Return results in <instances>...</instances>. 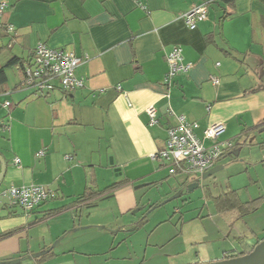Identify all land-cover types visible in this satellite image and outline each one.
<instances>
[{
	"label": "crops",
	"instance_id": "crops-1",
	"mask_svg": "<svg viewBox=\"0 0 264 264\" xmlns=\"http://www.w3.org/2000/svg\"><path fill=\"white\" fill-rule=\"evenodd\" d=\"M207 1L5 0L0 102L11 107L0 105V191L38 184L52 196L26 215L0 205V264H213L264 239L250 226L233 233L235 222L264 214V199L210 241L201 214L180 223L174 215L157 222L136 215L148 192L168 182V169L152 157L177 115L197 123L200 139L208 126L224 125L220 139L232 148L215 167L229 166L240 147L259 148L240 164L250 180L248 166L264 177V0H211L216 9L208 6L207 19L190 30L180 16ZM39 43L85 59L75 70L82 88L19 89L21 67ZM175 47L191 66L167 83L166 56ZM236 194L242 204L258 199ZM91 208L116 218L84 216Z\"/></svg>",
	"mask_w": 264,
	"mask_h": 264
},
{
	"label": "built area",
	"instance_id": "built-area-1",
	"mask_svg": "<svg viewBox=\"0 0 264 264\" xmlns=\"http://www.w3.org/2000/svg\"><path fill=\"white\" fill-rule=\"evenodd\" d=\"M211 2L210 0L195 5L180 16L190 30L195 29L197 23L207 19L208 6ZM138 5L140 4L138 3ZM6 7L5 0H0V17ZM140 7L142 8V6ZM7 30L11 32L13 28L8 26ZM84 62L83 57L76 56L70 50L53 49L44 43H39L33 50L31 61L21 67L22 80L19 89L43 95L54 89H61L67 93L82 88L83 82L76 77L75 70ZM166 63L167 72L164 81L167 83L178 74H186L191 66V64L183 62L179 47H175L167 54ZM211 80L214 84L218 83L217 77L213 76ZM0 105L6 108L11 107L9 101L0 102ZM146 114L150 125L158 123L157 110L154 106L148 107ZM168 114L173 115V112L169 110ZM174 117L176 123L167 129L164 148L152 157L153 160L159 161L165 166L170 175L202 176L213 169L223 154L232 148V143L229 140L220 139L225 131L222 123L208 126L200 139L195 134L196 122L188 121L183 115ZM38 155H43V151H40ZM13 163L20 168L18 158H14ZM51 196L50 190L38 184L22 187L10 185L0 192V200L6 199L7 206L20 208L25 215Z\"/></svg>",
	"mask_w": 264,
	"mask_h": 264
},
{
	"label": "rangeland",
	"instance_id": "rangeland-1",
	"mask_svg": "<svg viewBox=\"0 0 264 264\" xmlns=\"http://www.w3.org/2000/svg\"><path fill=\"white\" fill-rule=\"evenodd\" d=\"M209 7L211 10L216 9L215 5H209ZM249 145L239 148L238 157L232 161L233 163L230 162L229 166L217 170L206 178L195 175H191L189 178L185 175L172 176L168 173V177L166 179L168 180L167 184H163L159 189L151 190L145 196L144 209L140 211L141 213L138 212L136 214L137 217H142V214H145L150 219H153L154 222H157L169 215H174V221L180 223L183 219L189 220L190 218L201 214L200 218L203 221V227L207 229L206 231L209 234V238L207 240L210 241L213 237L217 236L218 233L220 236H223L221 233H227L230 230L233 219H231L232 216L230 215L224 217L217 212L213 204V197L233 190L235 193L237 191L242 201H246L249 198H258L260 201L261 199H264V177L260 178L262 173L257 176L254 168H252V166H248L250 178L252 182H254L251 183L247 173L243 172L244 165L242 167L240 164V161L243 162L244 160H248V158L253 159L257 156L255 151H259V148H250ZM250 149L254 150L250 152ZM260 168V166L256 168L258 173ZM258 178L262 181L261 185L258 184ZM195 179L199 183L198 187L192 191H188V186ZM167 195L168 197H166ZM4 202H6V199H1L0 205ZM85 215L95 221H98L99 218H106L109 220L116 218V214H111L109 212V214L103 215L100 211L95 209L93 210L92 208L87 210V212H84V216ZM182 217L183 219L181 220ZM66 218L67 219L65 221L68 222V216ZM247 226H250L249 228L252 230H256L258 236L261 238L263 234L262 230H264V214L262 213L252 218V222H248V218H244L243 221L239 220L238 222H235V228L234 231H232L235 235H239L240 232L247 231ZM232 231H230V233ZM41 232L42 230L40 229L39 233L41 236H44ZM43 232H45V230H43ZM34 234L37 235L38 231L34 232ZM83 235L84 237L89 238L86 234ZM139 236L144 237L145 234L141 233ZM35 241L32 244L33 246L37 245Z\"/></svg>",
	"mask_w": 264,
	"mask_h": 264
},
{
	"label": "trees",
	"instance_id": "trees-1",
	"mask_svg": "<svg viewBox=\"0 0 264 264\" xmlns=\"http://www.w3.org/2000/svg\"><path fill=\"white\" fill-rule=\"evenodd\" d=\"M231 2L232 0H223ZM14 64V63H13ZM4 71L3 68L0 69V77L3 78ZM117 184L113 185L114 188ZM95 193L91 192L88 197L94 195ZM86 197V198H88ZM85 197L81 198V200H84ZM85 198V199H86ZM213 204L215 206V209L218 213H220L222 216L226 217L228 215L232 216L231 219H237L242 218L249 213L253 212L255 208L259 205L260 200H253L250 202H247L245 204L240 203L237 194L235 191H228L220 196L213 197ZM6 235H1L0 237H4ZM247 253H228L224 256V258L221 261H228L237 259Z\"/></svg>",
	"mask_w": 264,
	"mask_h": 264
},
{
	"label": "water",
	"instance_id": "water-1",
	"mask_svg": "<svg viewBox=\"0 0 264 264\" xmlns=\"http://www.w3.org/2000/svg\"><path fill=\"white\" fill-rule=\"evenodd\" d=\"M261 80H262V83L264 84V77ZM0 165H1V168H0V184H1V181L4 176V172H5V162L3 161L1 157H0ZM219 169L220 167H215L211 169L210 171L204 173L202 175V178H206L212 175L214 172H216ZM197 187H198L197 182L192 183L188 186V191H192L193 189ZM213 264H264V239H262L259 243H257L249 253L237 259L228 260V261H220V262H216Z\"/></svg>",
	"mask_w": 264,
	"mask_h": 264
}]
</instances>
